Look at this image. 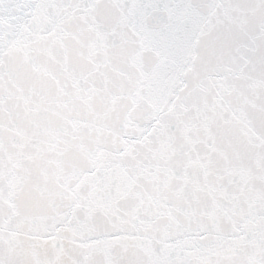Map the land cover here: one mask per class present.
<instances>
[{
    "label": "snow or ice",
    "instance_id": "1",
    "mask_svg": "<svg viewBox=\"0 0 264 264\" xmlns=\"http://www.w3.org/2000/svg\"><path fill=\"white\" fill-rule=\"evenodd\" d=\"M0 264H264V0H0Z\"/></svg>",
    "mask_w": 264,
    "mask_h": 264
}]
</instances>
